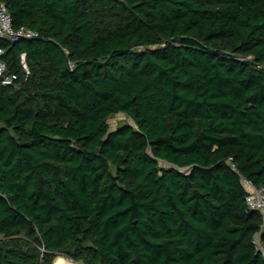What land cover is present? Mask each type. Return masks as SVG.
<instances>
[{
	"label": "trees",
	"instance_id": "16d2710c",
	"mask_svg": "<svg viewBox=\"0 0 264 264\" xmlns=\"http://www.w3.org/2000/svg\"><path fill=\"white\" fill-rule=\"evenodd\" d=\"M1 1L0 264H264V0Z\"/></svg>",
	"mask_w": 264,
	"mask_h": 264
},
{
	"label": "built area",
	"instance_id": "2783aa9c",
	"mask_svg": "<svg viewBox=\"0 0 264 264\" xmlns=\"http://www.w3.org/2000/svg\"><path fill=\"white\" fill-rule=\"evenodd\" d=\"M38 33L31 30L25 26H20L15 28L12 23V18L8 12L5 4L0 0V38L6 39L9 41H15L26 38L36 37ZM4 49L0 47V85L10 86L13 85L16 81L22 79L26 81L30 75L29 67L25 61V54L21 53L20 56V70L21 74L19 75L16 72H10L7 67L6 61L3 59ZM69 66H72V63H69ZM243 186L246 188L245 199L248 206L251 209L264 212V190L263 188H256L251 181L241 178ZM257 247L261 251H264V245L258 244L255 240ZM43 248H41L42 250ZM67 259V258H66ZM69 264H78V262L67 259Z\"/></svg>",
	"mask_w": 264,
	"mask_h": 264
},
{
	"label": "rangeland",
	"instance_id": "374dc122",
	"mask_svg": "<svg viewBox=\"0 0 264 264\" xmlns=\"http://www.w3.org/2000/svg\"><path fill=\"white\" fill-rule=\"evenodd\" d=\"M130 122V120L124 115V114H115L113 116L110 117L109 119V123H110V127L114 128L116 126V124L120 123V122ZM56 264H59L60 261L57 260L55 261ZM78 264H86L85 262H79Z\"/></svg>",
	"mask_w": 264,
	"mask_h": 264
},
{
	"label": "crops",
	"instance_id": "0c3cea01",
	"mask_svg": "<svg viewBox=\"0 0 264 264\" xmlns=\"http://www.w3.org/2000/svg\"><path fill=\"white\" fill-rule=\"evenodd\" d=\"M59 260L60 263L59 264H69L68 260L64 257H61V256H57L54 261H53V264H56L55 261Z\"/></svg>",
	"mask_w": 264,
	"mask_h": 264
}]
</instances>
